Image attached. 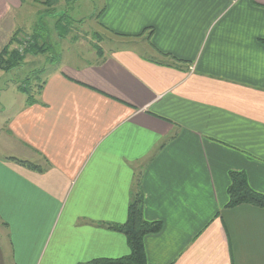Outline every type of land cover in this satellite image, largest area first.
<instances>
[{
  "label": "crops",
  "instance_id": "crops-1",
  "mask_svg": "<svg viewBox=\"0 0 264 264\" xmlns=\"http://www.w3.org/2000/svg\"><path fill=\"white\" fill-rule=\"evenodd\" d=\"M33 1L0 0V53ZM91 5L117 48L56 55L31 106L0 88V264L129 256L139 194L148 264H264V210L227 207L233 173L264 195V0Z\"/></svg>",
  "mask_w": 264,
  "mask_h": 264
},
{
  "label": "rangeland",
  "instance_id": "rangeland-1",
  "mask_svg": "<svg viewBox=\"0 0 264 264\" xmlns=\"http://www.w3.org/2000/svg\"><path fill=\"white\" fill-rule=\"evenodd\" d=\"M33 2L37 4L34 6L37 10V19L34 23L39 25L32 29L34 31L18 32L16 38L13 34L10 43L8 42L9 44H6L3 50L11 46L10 50L17 49L22 57L30 46H34L32 36L36 33H38L39 47L44 49L36 56L29 54L14 70L5 71L2 75L0 71V88L7 84H13L15 87L28 85L29 94L35 97L40 92L37 85L45 81L47 71L53 63L52 59H56V55L71 52L73 57L87 56L92 50L99 53L103 50L115 49L122 43L121 40L115 39L108 31L99 27L96 19L99 12L97 8L92 11V0H59L55 4H50L48 0ZM40 4L42 5V21L39 23ZM28 78H30L29 81H27ZM2 103L4 104V101ZM2 128L0 123V131ZM0 138L2 139H0V151L9 153L11 146L5 142L1 132ZM42 166L45 167V164Z\"/></svg>",
  "mask_w": 264,
  "mask_h": 264
},
{
  "label": "trees",
  "instance_id": "trees-1",
  "mask_svg": "<svg viewBox=\"0 0 264 264\" xmlns=\"http://www.w3.org/2000/svg\"><path fill=\"white\" fill-rule=\"evenodd\" d=\"M48 1L51 2L50 4H55L59 0ZM18 34H15L14 37L16 38ZM37 34L38 33L32 36V40H34V46H30L28 51L23 53L22 57H20V52H18L17 49L10 50L11 46L6 47L0 53V69L3 71L14 70L20 66L21 61H23L29 54L36 56L39 53H42L44 47H39ZM29 80L30 78L27 79V81ZM37 87L39 90H41V88H43V83L38 84ZM18 91L27 96L29 106L34 104L35 97L29 94L28 85L19 86ZM11 160L18 162V164L27 167L30 170H35L39 173L44 171L40 167L33 164L18 161L16 159ZM231 181L232 184L228 190V208H235L241 205H251L264 210V195L256 193L251 189L244 174L233 173L231 175ZM110 228L114 231L124 234L127 237L131 254L118 260L94 261L90 264H148L144 239L146 236L159 234L162 231L163 225L162 223H151L145 220L143 214V197L141 194H139L136 197V200L129 207L126 223L122 225H110Z\"/></svg>",
  "mask_w": 264,
  "mask_h": 264
}]
</instances>
